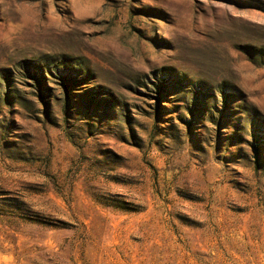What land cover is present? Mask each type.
I'll return each instance as SVG.
<instances>
[{
	"label": "rangeland",
	"instance_id": "374dc122",
	"mask_svg": "<svg viewBox=\"0 0 264 264\" xmlns=\"http://www.w3.org/2000/svg\"><path fill=\"white\" fill-rule=\"evenodd\" d=\"M0 264H264V0H0Z\"/></svg>",
	"mask_w": 264,
	"mask_h": 264
}]
</instances>
